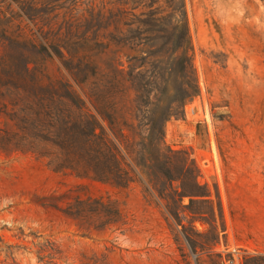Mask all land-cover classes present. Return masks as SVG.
Wrapping results in <instances>:
<instances>
[{"label":"trees","instance_id":"obj_1","mask_svg":"<svg viewBox=\"0 0 264 264\" xmlns=\"http://www.w3.org/2000/svg\"><path fill=\"white\" fill-rule=\"evenodd\" d=\"M60 1L0 0V151L32 154L55 173L121 191L140 183L178 221L187 197L190 213L209 220L213 206L192 208L211 195L194 159L165 141L167 123L183 119L199 94L185 0H139L130 10L126 0H108L112 9L90 0L81 17L75 0ZM55 57L71 79L48 74ZM64 196L73 200L67 207L55 196L49 205L80 227L123 223L110 197ZM182 227L194 252L211 248ZM243 264H264V256Z\"/></svg>","mask_w":264,"mask_h":264},{"label":"rangeland","instance_id":"obj_2","mask_svg":"<svg viewBox=\"0 0 264 264\" xmlns=\"http://www.w3.org/2000/svg\"><path fill=\"white\" fill-rule=\"evenodd\" d=\"M107 1L95 4L116 7ZM126 1L127 10L139 2ZM75 2L78 17L91 6L90 0ZM185 9L199 94L183 119L167 123L165 141L188 152L211 192L210 204L192 208L211 205L214 215H192L185 197L178 221L140 183L121 191L55 173L32 154L0 151V264H217L208 254L221 255L223 264H243L246 256H264V0H185ZM47 72L71 79L56 57ZM80 183L88 186L77 189ZM64 195L110 197L123 223L80 227L49 205L55 196L67 207L73 200ZM182 226L211 248L194 252Z\"/></svg>","mask_w":264,"mask_h":264}]
</instances>
